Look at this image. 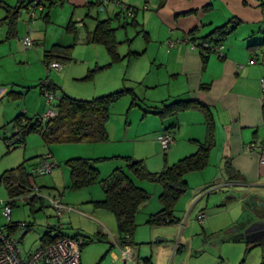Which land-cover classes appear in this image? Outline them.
<instances>
[{
  "label": "rangeland",
  "instance_id": "374dc122",
  "mask_svg": "<svg viewBox=\"0 0 264 264\" xmlns=\"http://www.w3.org/2000/svg\"><path fill=\"white\" fill-rule=\"evenodd\" d=\"M121 1L127 5L125 7L139 10L135 15L137 23H133L131 17H127V21L120 20L122 8L115 9L114 4L99 5L94 0L85 10L71 8L69 4L53 7L49 10V23L43 19L47 12L42 14L36 10L37 19L31 31L27 25L29 18L24 15L11 38L8 26L0 25V178L4 172L24 165L34 174L35 187L41 188L44 196L62 198L64 204L74 208V213L64 214L61 224L66 227L65 235H79L86 240L81 253L82 264H123L122 252L110 246L118 237L115 217L106 210L96 209L93 204L105 199L103 186L96 184L74 191L67 162L101 160L100 179L106 181L115 170L126 171V158L145 161L153 173H160L181 159L172 158L170 150H163L157 141L159 129L170 120L146 113L154 111L151 109L156 106L161 107L160 98L167 96L165 82L160 91L153 88V77L160 70L155 57L165 40L155 35L153 40L145 36L149 32L146 26L150 23L153 27V24L146 20L145 16L149 19L151 13L145 14L144 6ZM17 5L18 0H2L0 22L7 18V9ZM103 20H112V27L117 30L120 60L116 63H112L105 47L85 43L87 31H93L97 21ZM72 24L76 25V34L68 30ZM81 24L84 27H80ZM29 34L37 43L30 51L23 44ZM54 46L73 47L72 62L65 63L62 71L54 70L49 76L61 93L89 101L125 91L112 107L107 126L109 139L105 143L47 147L39 133H32L26 137L25 147L8 148L5 138L14 134L12 121L17 116L42 117L57 105L56 101L54 106H49L41 94V84L47 79L45 55ZM91 72L94 73L88 79ZM50 154L56 164L52 174L36 172L43 164L42 158ZM129 176L136 180L131 174ZM222 177L218 169L210 166L207 170L189 173L186 176L189 190L176 205L175 218L179 223L162 226L148 225L150 216L161 211V186L136 180L148 186L146 190L151 198L137 217L135 263L146 264V260L152 259V264H261L264 248L255 247L247 252V242L255 244L264 240V208L252 204L242 187H217L224 183ZM8 200L7 189L0 185L2 231L8 224L3 215V205ZM200 213L207 215L203 225L197 220ZM11 221L32 224L31 231L19 244L23 257L36 252L47 227L59 222L47 200L32 209L23 198L16 201ZM103 235L105 239L100 241L98 238Z\"/></svg>",
  "mask_w": 264,
  "mask_h": 264
},
{
  "label": "crops",
  "instance_id": "0c3cea01",
  "mask_svg": "<svg viewBox=\"0 0 264 264\" xmlns=\"http://www.w3.org/2000/svg\"><path fill=\"white\" fill-rule=\"evenodd\" d=\"M93 1L66 0L64 5L85 10ZM104 1L105 4L116 5L115 9L127 6L121 0ZM124 1L138 7L147 6L145 14H151L149 19L147 16L145 18L153 24V27H150V23L146 26L149 38L165 40L160 46L159 55L155 57V64L160 70L153 77L156 91H160L163 82L168 86L167 96L160 98L162 104L196 101L212 111L216 143L210 153L209 166L218 169L224 181L217 187H242L249 198L264 201V165L256 151L247 150L249 145H257L264 140V90L260 84L264 78V48H249L250 45L264 43V3L259 0H168L163 8H159L156 0ZM188 12L195 13L181 15ZM226 24L233 28L223 43L224 57L213 54L205 65L199 51L187 43L188 34L197 29L196 38H206L214 29ZM168 42H172L173 46ZM33 43L34 47L37 46L36 42ZM252 59L255 62L251 64ZM65 67L62 64L60 71ZM63 94L73 97L67 92L61 93L59 89L58 95ZM169 120L168 125L159 129L158 137L168 130L174 132L175 144L170 149L171 157L183 159L188 154H195L197 144L204 143L207 138L203 114L191 110ZM157 141L161 146L158 138ZM137 185L144 190L148 188L144 184ZM134 246L133 254L137 257Z\"/></svg>",
  "mask_w": 264,
  "mask_h": 264
},
{
  "label": "trees",
  "instance_id": "16d2710c",
  "mask_svg": "<svg viewBox=\"0 0 264 264\" xmlns=\"http://www.w3.org/2000/svg\"><path fill=\"white\" fill-rule=\"evenodd\" d=\"M34 1L35 0H18L16 8L7 9V18L0 22V25L8 26L9 38L16 34L17 22L22 20L24 15L29 18V22L27 23L29 29L37 19L36 10H40L42 14L47 12L43 19L46 23H49V10L53 7L63 6L66 0H39V7L43 9L38 7L35 10V18L32 19L30 14L26 12V9H28ZM57 1H60V3L58 4ZM156 1L159 8H163L168 0ZM98 4L105 5V1L98 0ZM128 8L132 10V16L122 7V11L119 15L120 20H126L128 19L127 17H131L132 21L134 20L133 23H137L135 15L138 13V10L131 7ZM194 13L195 12H188L181 15L187 16ZM229 25L230 24H226L223 27L214 29L208 37L202 39L196 38L198 33L197 29L188 34L187 43L199 51L205 65L211 55L215 54L213 47L224 45L223 43L232 32L233 26L230 28ZM68 30L74 34L77 33L75 24L70 25ZM116 32L117 30L112 27V20L97 21L95 29L93 31H87L85 43L88 45H101L105 47L112 59V63H116L120 60L118 54L119 43L117 42ZM148 35L149 34L146 33L145 36L147 37ZM249 48L261 49L264 48V43L253 44L250 45ZM72 50L73 47L54 46L51 51L46 53L44 62L46 65L52 62H59L62 64L71 63ZM93 73L94 72H91L90 76L87 78L89 79ZM54 87L58 92L59 88L55 84ZM124 93L125 91H120L89 101L77 100L63 94L59 96V101H57L56 109L58 116L55 119L42 122L39 117L30 119L27 118L25 114H21L12 122V125L15 131L20 129L24 144H26V137L32 133H39L47 147L53 144L105 143L109 139L107 126L111 119L112 107L122 98ZM151 110L154 111L146 113L155 114L164 119L176 118L182 112L191 110L199 111L203 114L207 125L206 141L197 144L198 150L195 154L185 157L171 166H166L160 173L150 172L146 163L142 160L135 161L131 158H126L124 159L126 171L117 169L109 180L102 181L100 179L99 169L101 160L72 159L67 162V166L71 171V188L74 191L90 188L96 184H101L103 186L105 199L103 201L94 202L93 204L96 209L106 210L115 217L118 229L116 241L120 245H135L134 236L138 228L137 216L151 198L146 190L137 185V182L146 181L156 183L162 188L161 195L159 196V202L162 206L161 211L150 216L148 225L162 226L178 224L179 221L175 218L176 205L180 198L189 190V184L185 177L189 173L203 171L209 166L210 153L216 143L214 117L212 111L206 105L196 101H175L170 104L163 103L161 107L152 108ZM172 128L175 127L173 126ZM5 142H8V138H5ZM7 147L18 148L20 146L7 145ZM45 160L52 161L53 156L50 154L43 157L42 161L44 162ZM129 174H131L137 182L132 179ZM34 182V174L26 170L24 165L17 169L6 171L1 175L0 184L7 189L9 200L6 203L12 207V210L16 206V201L18 199L26 196L35 188ZM39 190L41 192L43 191L41 188H39ZM27 202L33 209L38 203L42 204L43 200L34 197L27 200ZM62 217L57 218L56 216L59 222L57 225H53L52 229L47 230L41 237V246H48L61 238H72L81 239L83 241L81 246L82 250L86 246V240L79 235L75 237L65 235L63 232L66 227L61 224ZM20 224L21 223L15 224L11 221L5 226L4 231L13 235L19 230ZM27 224L29 227L24 235H27L32 229V224ZM0 232L3 231L0 230ZM98 239L103 241L105 236H100ZM110 246L112 249L115 247L113 243ZM255 247L264 248V240H259L255 244L247 242V252H250ZM146 264H152L151 260H146ZM262 264H264V256Z\"/></svg>",
  "mask_w": 264,
  "mask_h": 264
},
{
  "label": "built area",
  "instance_id": "2783aa9c",
  "mask_svg": "<svg viewBox=\"0 0 264 264\" xmlns=\"http://www.w3.org/2000/svg\"><path fill=\"white\" fill-rule=\"evenodd\" d=\"M104 1V0H103ZM260 3H264V0H259ZM59 4L60 1H57ZM39 0H35L29 7L26 9L31 18H35V10L39 7ZM43 9L42 7H39ZM128 14L132 16V10L123 7ZM24 47L26 49H31L34 47V43L29 36H27L23 40ZM168 44L172 47L173 43L168 42ZM196 49L195 47H193ZM224 45H219L217 47H213V51L220 58L224 57L223 54ZM255 61L252 59L251 64ZM48 74H51L52 71H60L62 69V64L59 62H52L46 65ZM261 87L264 90V78H262ZM42 92L46 97L48 105L54 106L56 101H59V95L56 91L53 82L49 77L42 82ZM55 109L49 110L42 117H39L40 121H50L55 119L58 116L56 106ZM158 140L163 148V150L168 151L175 144V136L174 132L167 131L164 134H161L158 137ZM7 145H19L21 147H25L23 143V136L21 134L20 129L16 130L15 133L8 138ZM248 151H256L259 155V159L261 164L264 165V140L260 144H251L247 147ZM56 167L54 162L51 160H45L39 169L38 172H42L45 175H51L53 169ZM37 197L42 200H47L54 210L57 218H61L64 214L74 213V208L63 203L62 198H55L51 196H44L42 192L38 188H34L29 194L23 196L22 198L27 201L31 198ZM3 215L8 220V223L11 222L12 216V207L8 205V203H4L3 205ZM207 218L205 213H200L197 216V220L200 224H203ZM53 225H49L47 230H51ZM29 225L27 223H21L19 225V230L11 235L7 231L0 232V264H81V246L83 241L80 239H72V238H61L57 240L55 243H52L48 246H41L36 252L27 255L26 257L22 256V251L19 248V244L23 241L24 233L28 229ZM57 232V231H56ZM129 238V237H128ZM113 245L118 247L122 252V261L123 264H136L135 257L133 254V248L130 245H120L114 240Z\"/></svg>",
  "mask_w": 264,
  "mask_h": 264
},
{
  "label": "water",
  "instance_id": "95a60500",
  "mask_svg": "<svg viewBox=\"0 0 264 264\" xmlns=\"http://www.w3.org/2000/svg\"><path fill=\"white\" fill-rule=\"evenodd\" d=\"M252 204L263 207L264 208V201L263 200H259L257 198H252L251 199Z\"/></svg>",
  "mask_w": 264,
  "mask_h": 264
}]
</instances>
